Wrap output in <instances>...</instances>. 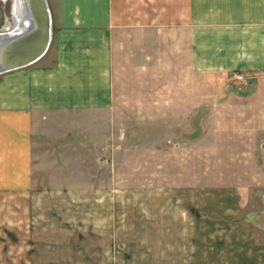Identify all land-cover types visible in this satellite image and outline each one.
Returning <instances> with one entry per match:
<instances>
[{
  "label": "crops",
  "instance_id": "1",
  "mask_svg": "<svg viewBox=\"0 0 264 264\" xmlns=\"http://www.w3.org/2000/svg\"><path fill=\"white\" fill-rule=\"evenodd\" d=\"M48 2L52 15L49 51L55 54L47 61H41L44 56L30 65L0 74V264H46L47 252L61 254L60 248L47 249L44 233H40L46 225V217L42 214L47 198L74 207V213L84 206L86 216L88 210L92 213L95 204L114 207L119 194L110 193L107 186L98 187L91 177L81 182L76 145L84 139L78 140L79 135H67L70 142L60 143L59 160L54 159L51 170L55 173L50 181L47 176L35 174L45 163L36 161L34 144L35 137L46 126L55 124L47 119V113H88L95 107H103L108 97L104 99L100 94L95 98V90L122 89L121 81L117 80L124 77L121 63H132L139 87L143 77L149 79L151 89L152 79L173 77L176 61L191 64L193 72L201 70V78H213L216 74L217 78L222 76L230 81L227 78H231V74L225 73L245 72L254 79L246 89H264V0ZM159 50L160 54L165 51V55L161 66L154 67ZM182 66L183 75L187 68ZM201 84L206 87L204 82ZM252 94L255 101L247 102L246 117L241 118V125L253 126L254 120H262L255 116L259 114L248 113L264 104V97L259 101V92ZM201 120V125L207 124ZM227 120L231 126L238 124L232 123V118ZM85 125L81 135L87 143V134L93 130L92 117ZM260 125L264 127V122ZM249 140L251 148L245 151L247 160L260 154L252 148L255 135H249ZM228 141L220 137L221 143ZM220 150L224 153V149ZM83 165H87L86 162ZM40 180L43 185H38ZM44 180L52 185L45 186ZM212 180L216 181L212 186H201V190L213 191L208 197L201 192V210L204 203L213 204L217 207L215 219L227 213L231 221L236 222L243 208L242 194L245 190L246 195L249 194V185L224 186L216 176ZM160 188L163 187L149 189L156 196ZM227 190L229 194L222 193ZM32 231L33 234L37 232L33 245L13 248L14 238H29ZM23 232L25 235L21 236ZM235 243L214 246L201 243L195 252L182 249L174 252L177 254L174 256L167 248L152 247L150 257L142 259H149L151 264H264V244L256 242L254 235L250 244Z\"/></svg>",
  "mask_w": 264,
  "mask_h": 264
},
{
  "label": "rangeland",
  "instance_id": "2",
  "mask_svg": "<svg viewBox=\"0 0 264 264\" xmlns=\"http://www.w3.org/2000/svg\"><path fill=\"white\" fill-rule=\"evenodd\" d=\"M13 5L14 0H0V32L13 21ZM158 46L160 49V42ZM49 50L41 61L55 54ZM164 55L165 51L160 54L159 50L157 63L152 62L154 67L161 66ZM182 64L187 68L183 75ZM190 66L175 61L173 77L152 79L151 89L149 79L144 77L142 86H138L132 63H121L124 77L117 80L122 89L95 90V98L100 94L108 97L103 107L88 113H47V119L55 124L35 137L36 161L45 163L35 174L50 181L55 173L51 170L53 162L59 160L60 143L70 142L67 135L76 134L78 140L84 139L76 145L81 182L91 177L95 185L107 186L110 193L119 196L114 207L95 204L87 216L84 206L74 213V207L47 198L42 214L46 225L40 233H44L47 249L60 248L62 252H47L46 264H151L142 258L150 257L152 247L167 248L174 256L182 249L195 252L201 243L250 244L253 235L256 242L264 244V127L260 125L264 122V104L248 111L250 115L259 114L255 116L262 120H254L253 126L239 123L246 117L247 102L255 101L252 93L259 92L260 101L264 89H246L254 79L245 72H227L225 75L231 74V78L226 81L216 74L201 78V70L193 72ZM91 117L93 130L87 134L86 143L81 130ZM201 118L206 125H201ZM230 118L238 124L232 127L227 120ZM249 135H255L252 148L260 154L247 160ZM221 136L224 141L228 138V143H221ZM214 176L224 186L249 185V194L245 189L242 194L243 208L236 222L227 213L215 219L217 207L213 204L202 202L201 210V192L207 197L213 193L209 188L201 190V186H212ZM43 183L52 185L45 180ZM38 185H43L41 180ZM150 187L163 188L155 196ZM222 193L229 194V190ZM36 234L32 231L29 238H14L13 248L33 245Z\"/></svg>",
  "mask_w": 264,
  "mask_h": 264
},
{
  "label": "water",
  "instance_id": "3",
  "mask_svg": "<svg viewBox=\"0 0 264 264\" xmlns=\"http://www.w3.org/2000/svg\"><path fill=\"white\" fill-rule=\"evenodd\" d=\"M27 1L33 6L34 20L37 25L36 27L34 26L33 30L29 31L27 34L24 32L21 33V35L13 32H6L4 34L0 33L4 39H6V37L9 38L5 45H1L0 47V58L5 60L1 64L6 65L3 69H0V74L38 61L46 54L51 44L52 15L48 6V1ZM13 24L14 28L16 24L15 21H13ZM4 39L3 41H6Z\"/></svg>",
  "mask_w": 264,
  "mask_h": 264
},
{
  "label": "bare ground",
  "instance_id": "4",
  "mask_svg": "<svg viewBox=\"0 0 264 264\" xmlns=\"http://www.w3.org/2000/svg\"><path fill=\"white\" fill-rule=\"evenodd\" d=\"M13 21H15V27L13 28L14 24L13 21L10 23L8 22L6 30L0 32L2 34L4 33H18L21 35V33L27 34L29 31L33 30V27H36V21L34 20V10L33 6L28 3L27 0H14L13 5ZM25 24V25H24ZM4 37L0 35V47L1 45H5L7 40L9 39L6 37V41H3ZM42 58V57H41ZM40 58V59H41ZM5 59V58H4ZM39 59V60H40ZM3 61L2 58H0V69H3L4 64H1Z\"/></svg>",
  "mask_w": 264,
  "mask_h": 264
}]
</instances>
